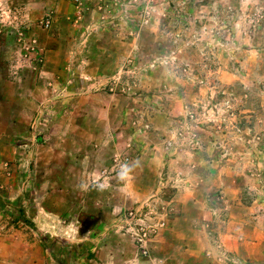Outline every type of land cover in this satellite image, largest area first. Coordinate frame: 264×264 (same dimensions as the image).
<instances>
[{
  "label": "rangeland",
  "instance_id": "rangeland-1",
  "mask_svg": "<svg viewBox=\"0 0 264 264\" xmlns=\"http://www.w3.org/2000/svg\"><path fill=\"white\" fill-rule=\"evenodd\" d=\"M64 91L79 120L67 135ZM201 151L227 185L235 173L244 206L264 200V0H0V264H264L250 224L242 250L224 246L223 188L190 248L169 233L173 189L135 188L143 166ZM125 166L124 191L59 183ZM140 228L154 232L144 243Z\"/></svg>",
  "mask_w": 264,
  "mask_h": 264
},
{
  "label": "crops",
  "instance_id": "crops-1",
  "mask_svg": "<svg viewBox=\"0 0 264 264\" xmlns=\"http://www.w3.org/2000/svg\"><path fill=\"white\" fill-rule=\"evenodd\" d=\"M192 29V27L190 28ZM43 75H50L51 77H55L56 73H60L58 70H54L50 67H45L42 72ZM26 74V73H25ZM39 84L38 86H40ZM37 86V87H38ZM51 86V85H50ZM50 91V87L47 88ZM71 94V93H69ZM68 94L63 93L61 103V116L59 119V124L63 126V133L67 135L71 129V125L79 121L76 117H73V113L70 111L74 106L75 100L72 98H66ZM99 97L100 95H95ZM71 99V100H70ZM77 99V98H76ZM35 104V103H34ZM36 106V104H35ZM94 107H99L101 109H105L108 111L109 108H112V102L105 103L104 106L95 105ZM41 116H34L33 120L35 123L39 122ZM48 124H43L42 126L47 129L50 127L51 121L53 118L44 117ZM50 121V122H49ZM90 126L87 127L91 134H94L97 129L96 122L90 120ZM50 128L48 129V133L50 132ZM40 136V135H39ZM47 135H45L46 137ZM90 154V153H89ZM89 154H83L86 157ZM64 155H71L66 154ZM78 156L75 154V157ZM81 156V155H79ZM208 157H211L208 160ZM179 158L181 155L175 156L174 159H171L168 164L171 165L168 170H156L154 172H150L146 167H142L143 176L139 179H136L135 188L142 189H150L152 188L153 193L155 195L160 194L163 190L168 189L169 187L173 189V194L169 204L173 209L174 214V224L172 228L169 230V233L172 235L173 239L176 238L177 241H181L187 248H190L192 244V240L198 242L202 240L205 235L206 224L203 223L204 217L207 218L206 212V201L209 195L216 191L219 188H223L224 197H222V208L216 209L215 213L221 214L223 218V223L227 222V232L223 233L222 236L224 238V246L227 245V249L233 252H239L243 249V245H245L244 230L247 229V225L250 224L253 227L255 234H257V238L248 243L249 249H251V253L261 252V244L264 240V234L258 225L260 212L262 208H264V200L255 199L249 206H244L241 201H239V197L237 196L240 187H237L234 172H230L231 183L227 185L226 180L222 176L221 168L216 164L215 159L211 155H206L205 152H197L189 154V163L188 160L185 161V164L181 165ZM187 159V157H185ZM124 160V159H123ZM179 161V163H178ZM178 163V164H177ZM121 165H124L121 162ZM125 170L117 171L114 174V169L110 172L108 169L99 172L94 178L92 177L93 172H82L81 170H74L72 172H62L59 175V183H66V187L73 189H82L86 187V182H96V186L109 189L111 192L113 188L118 189L119 191H124L125 182H127L130 172L127 167H124ZM129 168V167H128ZM168 176L165 178V174ZM144 178V180H142ZM227 186H230L232 189H226ZM175 190V191H174ZM164 193V192H162ZM121 195L120 199L122 202H128L127 194H118ZM162 197V195H161ZM261 202H263L261 204ZM264 211V210H263ZM209 216V214H208ZM220 222V221H218ZM221 232H219L220 234ZM261 235V236H260ZM259 237V238H258ZM167 236H160L157 241L165 240ZM186 241V242H184ZM173 245L167 241L165 245H163L164 252L173 251ZM256 259V258H255ZM166 259H157L152 264H167ZM170 264H174L173 262ZM254 264V262H252Z\"/></svg>",
  "mask_w": 264,
  "mask_h": 264
},
{
  "label": "built area",
  "instance_id": "built-area-1",
  "mask_svg": "<svg viewBox=\"0 0 264 264\" xmlns=\"http://www.w3.org/2000/svg\"><path fill=\"white\" fill-rule=\"evenodd\" d=\"M46 28L49 27V23H46ZM127 159H124V162H127ZM154 233L151 231L146 230L145 228H140V232L137 234V240L141 243L146 242V238H148L149 234Z\"/></svg>",
  "mask_w": 264,
  "mask_h": 264
}]
</instances>
